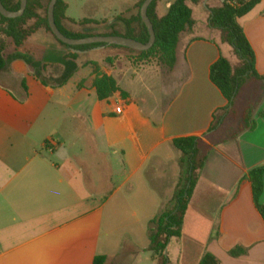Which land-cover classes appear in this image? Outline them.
Here are the masks:
<instances>
[{"label": "crops", "instance_id": "obj_1", "mask_svg": "<svg viewBox=\"0 0 264 264\" xmlns=\"http://www.w3.org/2000/svg\"><path fill=\"white\" fill-rule=\"evenodd\" d=\"M140 1H121L95 17L82 12L84 0H65L68 19H109V26L120 17L115 15L130 9V17L136 15ZM174 1L159 0L158 16H165L164 7L171 3L170 9ZM222 1L188 3L195 25L180 37L172 72L155 65H121L114 51L104 53L105 61L81 64L106 49L89 50L79 54L78 71L66 84L45 86L21 54L63 72L61 60L72 50H62L43 30L21 49L9 47L8 69L0 73V264H95L97 257L114 258L110 244L120 222L128 223L129 231L141 224L146 233L179 180L182 155L173 141L197 137L204 147L215 135L210 131L215 114L228 106L211 80V67L221 56L238 62L222 43L221 31L210 26L211 10ZM239 23L264 77V0ZM63 26L74 25L63 21ZM198 30L205 34L195 36ZM93 63L126 96L117 92L100 100ZM8 79L19 85L10 86ZM239 107L241 114L249 107L255 111L257 127L209 149L183 234L192 226L201 229L206 220V241L183 264H200L206 253L220 264H264V220L248 179L252 169L264 165V79L243 89ZM50 140L57 144L52 152L46 146ZM160 167L161 186L151 178ZM237 247L246 251L240 258L230 255Z\"/></svg>", "mask_w": 264, "mask_h": 264}, {"label": "trees", "instance_id": "obj_2", "mask_svg": "<svg viewBox=\"0 0 264 264\" xmlns=\"http://www.w3.org/2000/svg\"><path fill=\"white\" fill-rule=\"evenodd\" d=\"M45 1L47 2L45 4ZM146 0H141L137 6L136 15L127 18L118 17L115 22L108 26V23L85 19L80 23L67 18L68 5L65 0H59L55 9V19L60 31L71 39H86L94 36H121L147 44L150 40L149 32L143 24L141 8ZM204 0H175L168 13L160 17L157 14L159 0H155L150 6L148 15L154 25L156 33V44L147 52L136 53L128 48L111 46L104 53L121 51L128 52L135 61L147 62L150 59H157L167 72H172L177 62V48L180 37L183 33L191 30L195 21L193 10L188 3L200 5ZM262 0H232L222 4L221 7L211 10L210 26L221 31V41L224 45L232 48L238 62L232 63L229 59L221 56L218 62L211 67V80L222 92L228 101V106L218 111L214 116L211 132L217 131L218 127L225 122H236L240 117L238 134L246 131H253L257 127L255 111L246 108L240 113V96L244 88L251 82L263 80L256 70V58L253 48L241 27L239 20L249 14L258 6ZM5 8L11 12H18L21 8V0H2ZM51 0H29L28 7L23 17L18 19H6L0 15V73L8 69L6 52L13 44L16 49L24 47L29 38L40 30L52 34L55 40L71 50L89 51L101 45H86L72 48L60 42L53 35L48 22V9ZM45 11L46 16L42 17L41 12ZM63 21H69L74 26L84 28L81 32H73L63 26ZM31 22H34L31 25ZM107 24L105 32H99L98 27ZM95 26L97 28H89ZM80 55L69 53L61 60L63 73L58 79V84H51L42 77L41 70L45 66L31 62L35 67V76L41 80L43 85L62 86L66 84L78 71L77 60ZM108 64H113L114 58H106ZM93 73L96 75L95 87L99 99L104 101L111 98L117 92L124 93L113 77L100 73L97 64H92ZM174 147L181 152L180 176L175 187L172 199L166 203L161 212L149 223V241L147 249L156 258L157 264H171L168 248L172 240L180 241L184 234L185 219L189 210L191 200L197 187L201 172L203 171L209 149L203 147L197 137L179 138L173 141ZM252 184L253 199L255 206L264 220V204L261 198L264 193V165L252 169L248 174ZM245 249L237 247L230 255L240 258L245 254ZM108 257H97L95 264H106ZM200 264H220L219 260L211 253H206Z\"/></svg>", "mask_w": 264, "mask_h": 264}, {"label": "rangeland", "instance_id": "obj_3", "mask_svg": "<svg viewBox=\"0 0 264 264\" xmlns=\"http://www.w3.org/2000/svg\"><path fill=\"white\" fill-rule=\"evenodd\" d=\"M85 3L82 5V12L84 14H87L89 16H103L104 10L117 8V4L121 1H130V0H84ZM47 2L45 1V4ZM169 3L166 7L165 4L163 5L164 11L162 13H168L169 10ZM76 8L81 9L80 6H76ZM171 8V7H170ZM138 11H136L137 13ZM126 17L131 16V9L128 10L126 13H122ZM41 16L45 17L46 13L45 11L41 12ZM121 16V14L115 15L114 17ZM112 19V18H111ZM109 19H106L105 22L107 23ZM34 22H31V25H33ZM109 26V24H108ZM89 28H97L95 26H89ZM84 28L79 26H70L69 30L73 32H81ZM107 30V24L101 27H98L99 32H105ZM45 31V30H43ZM49 35L52 36L49 32H47ZM195 36L197 35H204L205 32L202 30H198L195 33ZM54 39V38H53ZM55 44L60 47L62 50L69 51L70 49L62 46L59 44L55 39L53 40ZM29 51V50H28ZM73 52V51H72ZM74 53V52H73ZM113 54L115 55L116 59L119 61V64L123 65V63L131 62V64L135 67L143 66V65H155L160 67L161 69H164L160 62L157 59H150L147 62H139L135 61L134 57L129 54L128 52H121V51H114ZM12 56H10V59ZM22 59L27 62V64L30 66V71L32 73H36L35 67L31 65L32 60L30 53L23 52L21 54ZM106 55L104 52H99L98 55H93L90 58H83L81 60V64L85 63V61L88 62L92 60H98V61H105ZM28 66V67H29ZM48 66V65H47ZM46 66V70L43 72L41 70L42 77L45 78L49 83L51 84H58V79H60L62 75V70L60 68H48ZM7 84L10 86H18L19 81H12L7 80ZM30 88L33 93L37 92V85L34 82H29ZM238 125H239V119L236 122L230 123L225 122L222 125H220L217 129V131H213L211 133H215V135L212 138H207L204 143V147L206 148H212L213 146H216L224 141H228L232 138H236L238 135ZM163 167H160L158 172L151 173V178L154 182L159 184L161 186L162 182L160 180V177L163 175ZM120 230L119 232L111 238L112 241V252L115 254L113 255L114 258L107 261L106 264H157L156 258L154 255L147 251L150 245L149 241V225L147 227L146 233L143 232V225L137 224L136 230H130L125 228L128 226V223L120 222L119 223ZM132 224H129V227H131ZM208 228V222L206 220H203L201 229H197L195 227H191V229L187 232L186 236L183 237L180 241L172 240L168 248V255L171 264H183L184 257L187 255L188 257H196L198 253L203 249V244L206 241L205 233ZM110 240V239H109ZM192 259V258H190Z\"/></svg>", "mask_w": 264, "mask_h": 264}, {"label": "water", "instance_id": "obj_4", "mask_svg": "<svg viewBox=\"0 0 264 264\" xmlns=\"http://www.w3.org/2000/svg\"><path fill=\"white\" fill-rule=\"evenodd\" d=\"M28 1L29 0H21L20 10L18 12H11L5 8V6L2 3V0H0V15L6 19L14 20L21 18L24 16L27 10ZM58 1L59 0H51L48 9V22L53 35L56 37L57 40L64 43L65 45H68L72 48L86 46V45H101L97 48L91 49L92 51H103L111 46H118V47L128 48L136 53H143L150 51L156 44L157 37L154 30V25L148 15L149 8L155 0H146L141 8L142 21L143 24L146 26L150 35V40L147 44H143L136 40L128 39L121 36H110V37L94 36L86 39L68 38L60 31L56 23L55 9L58 4ZM230 1L232 0H223L222 2L224 4ZM72 51L77 54L84 53L83 51H77V50H72Z\"/></svg>", "mask_w": 264, "mask_h": 264}, {"label": "built area", "instance_id": "obj_5", "mask_svg": "<svg viewBox=\"0 0 264 264\" xmlns=\"http://www.w3.org/2000/svg\"><path fill=\"white\" fill-rule=\"evenodd\" d=\"M116 113L117 114H121L122 113V108L121 107H119V108H117L116 109ZM57 146V144L55 143V141L54 140H50V141H48V143H47V148H48V150L50 151V152H52L54 149H55V147Z\"/></svg>", "mask_w": 264, "mask_h": 264}]
</instances>
